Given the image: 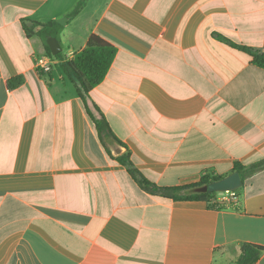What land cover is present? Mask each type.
<instances>
[{
	"label": "crops",
	"instance_id": "obj_1",
	"mask_svg": "<svg viewBox=\"0 0 264 264\" xmlns=\"http://www.w3.org/2000/svg\"><path fill=\"white\" fill-rule=\"evenodd\" d=\"M79 1L0 0V264H235L245 244L264 264V171L217 209L144 192L23 29L65 19L67 60L91 35L113 45L88 106L148 181L187 186L264 159V70L216 39L264 52V0H85L69 17Z\"/></svg>",
	"mask_w": 264,
	"mask_h": 264
},
{
	"label": "trees",
	"instance_id": "obj_2",
	"mask_svg": "<svg viewBox=\"0 0 264 264\" xmlns=\"http://www.w3.org/2000/svg\"><path fill=\"white\" fill-rule=\"evenodd\" d=\"M84 2L85 0H80L69 17L75 16L82 8ZM35 28H39L36 33L34 32ZM23 29L28 38L33 34L38 36L45 45L47 55L60 62V67L65 78L73 84L77 95L82 99L85 105L86 112L90 119L93 121L95 129L101 141H104V139L106 138H111L121 145V143L112 133L103 113L95 105L90 108L87 104V100L91 90L98 86L105 79L114 61L117 49L101 37L97 35H91L85 45V48L76 53L73 59L67 60L63 58L62 52L53 56L46 44V41L50 38H55L59 42L62 25L57 21H51L45 24L29 21L28 23L23 24ZM216 39L235 50L249 55L251 57L252 65L261 70H264V52L235 44L221 35H216ZM39 72L42 73L41 71ZM23 83L24 78L22 76H18L10 79L7 82V86L9 90H14L21 86ZM108 153L112 158L110 152ZM115 160L127 169L128 174L141 190L152 196H157L173 201H200L205 202L209 209L219 208L220 203L218 201V197L220 195H223L222 193L195 194L191 193V191L197 187H201L214 181L220 180L223 178L221 176L207 175L202 177L198 183L187 186H158L148 181L135 168L128 152L116 157ZM262 171H264V159L250 165L235 163L233 165L231 173L237 172L242 182H244L247 178H250L256 173ZM262 252V247L245 244L242 247L240 257L235 264H254L258 260Z\"/></svg>",
	"mask_w": 264,
	"mask_h": 264
},
{
	"label": "water",
	"instance_id": "obj_3",
	"mask_svg": "<svg viewBox=\"0 0 264 264\" xmlns=\"http://www.w3.org/2000/svg\"><path fill=\"white\" fill-rule=\"evenodd\" d=\"M57 22L63 26L65 23V19H60ZM46 44L49 47L50 52L53 56L61 52V47L56 39L50 38L46 41ZM107 146L111 150L114 156H119L124 150L120 144H118L116 141H114L111 138H108ZM242 185L243 182L239 174L237 172H234L220 180L214 181L212 183H209L201 187H197L193 189L191 193H195V194L226 193V192L238 190L242 187Z\"/></svg>",
	"mask_w": 264,
	"mask_h": 264
},
{
	"label": "built area",
	"instance_id": "obj_4",
	"mask_svg": "<svg viewBox=\"0 0 264 264\" xmlns=\"http://www.w3.org/2000/svg\"><path fill=\"white\" fill-rule=\"evenodd\" d=\"M50 63L51 60L46 57L38 58L35 61V66L38 71H41L42 73H48L50 70ZM223 201H226L228 203H233L237 199V191H230L223 193Z\"/></svg>",
	"mask_w": 264,
	"mask_h": 264
},
{
	"label": "rangeland",
	"instance_id": "obj_5",
	"mask_svg": "<svg viewBox=\"0 0 264 264\" xmlns=\"http://www.w3.org/2000/svg\"><path fill=\"white\" fill-rule=\"evenodd\" d=\"M238 191H240V189H238ZM223 194V193H222Z\"/></svg>",
	"mask_w": 264,
	"mask_h": 264
}]
</instances>
